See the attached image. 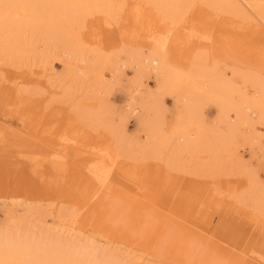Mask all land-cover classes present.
<instances>
[{"label": "rangeland", "instance_id": "rangeland-1", "mask_svg": "<svg viewBox=\"0 0 264 264\" xmlns=\"http://www.w3.org/2000/svg\"><path fill=\"white\" fill-rule=\"evenodd\" d=\"M197 6L200 11L191 17L196 24L192 28L200 36L197 50L207 62L216 59L223 77L234 84L242 83V71L264 75V58L250 60L257 58L256 50L240 44L231 48L234 60L223 54L227 35L254 43L264 54V36H242L237 22L219 19L205 5ZM129 7L112 28L107 27L110 31L106 26H101L103 33L91 31L97 36L93 41L100 43L87 41L85 48L100 46L110 51L119 48L123 40L146 50L147 34L155 29L165 33L163 28L153 29L156 23L149 17L138 22ZM171 52L170 58L179 63L182 55ZM88 55L86 60H91ZM65 68L61 58L41 65L18 59L7 63L0 56V229L60 232L115 253L126 264H264V217L254 211L255 217H247L250 207L239 209L234 201H228L247 187L251 174L264 185L263 136L249 144L237 138L233 151L217 157L215 168L205 152L194 158L183 156L180 168H169L165 164L169 144L150 156L142 154L144 148L150 149L144 112L138 105L135 112L126 107V79L96 86L88 74L72 82L65 77ZM124 74L129 78L131 71L125 69ZM90 84L95 88L94 97L87 98ZM147 84L154 88L152 78ZM66 87L70 95L64 93ZM17 94L24 97L22 102ZM161 104L169 124L175 117V100L164 94ZM86 111L98 112L101 118L89 120ZM203 111L205 121L214 123L217 108L209 103ZM110 125L133 145L124 150L130 154L115 163L117 170L111 169L108 179L113 187L108 195L100 186L87 206L73 210L71 203L82 201L83 195L88 197L100 185L86 178L88 167L110 165L111 152L116 149L113 136L108 140L105 132L106 128L111 131ZM260 133L264 135V126ZM63 139L74 143L63 144ZM224 246L235 247L247 260L227 253ZM95 255L103 261L100 250Z\"/></svg>", "mask_w": 264, "mask_h": 264}, {"label": "bare ground", "instance_id": "bare-ground-1", "mask_svg": "<svg viewBox=\"0 0 264 264\" xmlns=\"http://www.w3.org/2000/svg\"><path fill=\"white\" fill-rule=\"evenodd\" d=\"M199 4L210 8L219 19L237 22L242 36L247 33L264 36V0H0V56L7 63L18 59L24 63L33 61L41 65L47 64L52 58H61L66 66L65 77L72 82L83 80L88 74L96 86L126 79V107L135 112L138 105L144 112L143 125L150 149L144 148L145 153L142 154L150 156L169 144L165 158L169 168H180L183 156L194 158L200 152L208 153L213 166L219 155L233 151L237 138L249 144L253 138L260 135L264 137L260 133L264 126V75L242 71V83L234 84L223 77L216 59L215 63L207 62L202 52L197 50L201 45L198 40L200 36L192 28L196 24L191 17L200 11ZM126 6L138 22L144 20V16L149 17L156 23H151L152 28H163L165 33L160 34L159 29H155L147 34L146 50L133 48L123 40L121 46L114 50L108 51L100 46H90L87 50V41L95 44L99 42L93 41L94 31L100 34L103 33L100 31L103 26L112 28ZM225 14L245 18L246 22L231 17L227 19ZM94 23V29L97 30L92 28ZM85 30L89 31L88 34L85 32L86 35ZM226 37V51H223L226 57L229 55L234 60L231 48L244 44V47L257 51V58H250L251 61L263 60V50L254 43L244 42L246 39L236 41L229 35ZM170 52L182 55L179 63H176L177 59L170 58ZM86 55L91 60H86ZM125 69L131 71L129 78L125 77ZM150 78L154 81L153 89L147 84ZM94 89L93 84H90L87 98L94 97ZM64 93L70 95V89L66 87ZM164 94L172 95L177 106L175 117L169 124L163 117L161 103ZM16 96L19 102L24 100L21 94ZM209 103L217 108L212 124L213 120L209 123L205 121L203 111ZM85 113L89 120L98 122L101 118L98 112ZM110 126L111 131L108 132L106 128L105 132L109 135L108 140L113 136L116 146L111 152L110 165L105 167L97 163L88 167L90 175L86 178L100 185L88 197L83 195L82 201L71 203L73 210L87 206L88 199L96 194L100 186L108 195L113 187L112 181L108 179L111 169L117 170L118 165L115 163L130 154L124 150L133 145L116 134L115 126ZM66 140L61 142L74 143ZM148 151L151 152L147 154ZM103 153L110 154L109 151ZM206 167L212 170L209 168L211 166ZM248 180L247 187L228 197V201H234L233 205L239 209L243 205L250 207L251 210L245 214L247 217L251 214L255 217L254 212L264 217V185L253 174ZM182 227L195 232L186 225ZM224 248L227 253L246 258L245 255H238L235 247ZM96 250H100L103 261L96 258ZM104 262L126 264L115 253L85 245L60 232L40 229L23 233L16 227L11 230L0 229V264Z\"/></svg>", "mask_w": 264, "mask_h": 264}]
</instances>
